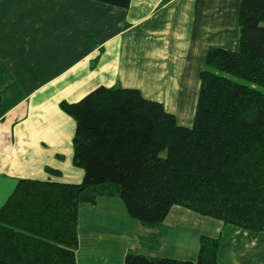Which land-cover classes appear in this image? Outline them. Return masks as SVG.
I'll return each instance as SVG.
<instances>
[{
    "label": "crops",
    "instance_id": "0c3cea01",
    "mask_svg": "<svg viewBox=\"0 0 264 264\" xmlns=\"http://www.w3.org/2000/svg\"><path fill=\"white\" fill-rule=\"evenodd\" d=\"M239 6L240 0H131L127 9L93 0H0V209L20 179L82 182L84 171L73 165L76 123L61 109L64 101L76 103L100 86L134 88L183 122L190 60L203 71L211 48L236 50V35L227 44L216 32L233 26ZM162 228L155 249L150 237L162 229L133 219L121 199L83 204L77 264H126L129 252L196 261L203 236L220 237L217 264H264V232L253 237L179 206Z\"/></svg>",
    "mask_w": 264,
    "mask_h": 264
},
{
    "label": "trees",
    "instance_id": "16d2710c",
    "mask_svg": "<svg viewBox=\"0 0 264 264\" xmlns=\"http://www.w3.org/2000/svg\"><path fill=\"white\" fill-rule=\"evenodd\" d=\"M127 9L131 0H93ZM239 48H211L194 123L134 88L100 86L61 109L76 123L73 165L81 183L31 179L0 209V264H77L79 211L121 199L154 248L182 207L249 232H264V0H240ZM51 176L62 172L46 169ZM220 237L201 238L196 261L129 252L126 264H217Z\"/></svg>",
    "mask_w": 264,
    "mask_h": 264
},
{
    "label": "rangeland",
    "instance_id": "374dc122",
    "mask_svg": "<svg viewBox=\"0 0 264 264\" xmlns=\"http://www.w3.org/2000/svg\"><path fill=\"white\" fill-rule=\"evenodd\" d=\"M228 17H229V14L226 13L225 18H228ZM231 25L233 26L228 25L226 27V30L219 28L218 29L219 32H216L217 33L216 35L221 36L223 38L226 37L228 41L227 44H231L233 42L232 36L236 35V38H237L236 50H237L239 48V38H240L238 18ZM206 57L207 55L204 58L205 67H206ZM190 64H192L191 68L187 71V74L185 75V79H187L185 89L184 91H181V96H182L181 101L184 103L185 114H184V117L182 118L183 122H180L181 123L180 125L185 126V127H191L194 123L197 102H198V97H199V92H200V84H201L200 75L203 69V68L201 69L198 68L195 70L193 60H190Z\"/></svg>",
    "mask_w": 264,
    "mask_h": 264
}]
</instances>
